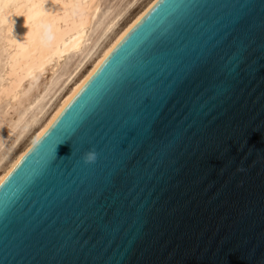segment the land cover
<instances>
[{"label": "water", "instance_id": "water-1", "mask_svg": "<svg viewBox=\"0 0 264 264\" xmlns=\"http://www.w3.org/2000/svg\"><path fill=\"white\" fill-rule=\"evenodd\" d=\"M262 20L157 0L0 182V264H264Z\"/></svg>", "mask_w": 264, "mask_h": 264}, {"label": "bare ground", "instance_id": "bare-ground-1", "mask_svg": "<svg viewBox=\"0 0 264 264\" xmlns=\"http://www.w3.org/2000/svg\"><path fill=\"white\" fill-rule=\"evenodd\" d=\"M157 0H0V182Z\"/></svg>", "mask_w": 264, "mask_h": 264}, {"label": "snow or ice", "instance_id": "snow-or-ice-1", "mask_svg": "<svg viewBox=\"0 0 264 264\" xmlns=\"http://www.w3.org/2000/svg\"><path fill=\"white\" fill-rule=\"evenodd\" d=\"M261 25L264 26V20L261 21ZM245 39H247V38H245ZM261 41H262V43L260 44V48L264 49V38H262ZM241 43L243 44V40L241 41ZM253 43H255V38L248 39L247 44H245L244 46L247 47ZM160 150L161 151H167L168 150V144L161 145Z\"/></svg>", "mask_w": 264, "mask_h": 264}, {"label": "clouds", "instance_id": "clouds-1", "mask_svg": "<svg viewBox=\"0 0 264 264\" xmlns=\"http://www.w3.org/2000/svg\"><path fill=\"white\" fill-rule=\"evenodd\" d=\"M60 157L63 158L64 156H60ZM83 158H84L85 162L95 161L96 153L94 151H89V152L85 153Z\"/></svg>", "mask_w": 264, "mask_h": 264}]
</instances>
